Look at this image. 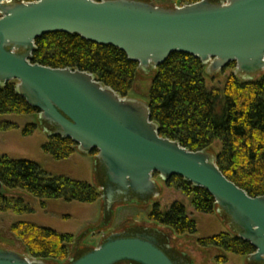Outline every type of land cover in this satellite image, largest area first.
<instances>
[{"label":"water","instance_id":"water-1","mask_svg":"<svg viewBox=\"0 0 264 264\" xmlns=\"http://www.w3.org/2000/svg\"><path fill=\"white\" fill-rule=\"evenodd\" d=\"M0 15V86L17 82V94L39 111L49 137L72 140L83 155L98 153L109 206L153 203L156 176L164 183L181 177L206 190L230 232L256 249L248 261L264 264V196L253 198L228 179L210 151L161 137L149 104L121 97L88 72L32 63L39 39L64 33L122 51L144 74L186 54L208 67L207 75L235 63V75L253 81L264 75V0L182 7L150 0H0ZM162 240L157 230L112 234L69 264H178L159 246ZM0 264L49 263L0 246Z\"/></svg>","mask_w":264,"mask_h":264},{"label":"trees","instance_id":"trees-1","mask_svg":"<svg viewBox=\"0 0 264 264\" xmlns=\"http://www.w3.org/2000/svg\"><path fill=\"white\" fill-rule=\"evenodd\" d=\"M37 2L39 0H22ZM185 6L203 0H174ZM32 63L54 69H72L95 75L121 97H128L139 71L125 53L114 48L87 42L79 36L56 33L43 36L36 42ZM236 64L226 69L236 70ZM225 69V70H226ZM206 66L190 55L173 54L159 67L150 91L151 117L160 127V136L177 141L190 151H210L215 142L222 144L217 157L224 175L249 196H264V75L244 81L235 73L228 77L223 88H208ZM17 82L0 86V115H37L16 92ZM16 129L0 123V132ZM37 125H29L25 136H32ZM78 145L70 139L49 137L44 153L56 162L68 160ZM94 154H98L94 152ZM101 181L104 174L101 171ZM0 181L6 193L0 195V213L22 215L31 212L21 198H8L7 191L20 190L41 200H63L93 204L101 199L100 191L89 183L69 178L52 177L37 163L0 156ZM168 187L176 188L185 196H192L196 212L212 215L216 210L213 197L204 189L195 188L181 177H172ZM150 219L178 235L196 234V223L187 216L181 203H174L168 211L154 205ZM12 233L23 243L29 255L38 260L65 261L68 246L74 237L30 223H19ZM203 248L215 247L239 256L249 257L256 252L250 244L235 235L222 233L200 242Z\"/></svg>","mask_w":264,"mask_h":264},{"label":"rangeland","instance_id":"rangeland-1","mask_svg":"<svg viewBox=\"0 0 264 264\" xmlns=\"http://www.w3.org/2000/svg\"><path fill=\"white\" fill-rule=\"evenodd\" d=\"M158 6H179L174 0H150ZM221 1V0H215ZM208 67H206L207 69ZM207 71V70H206ZM205 71V73H206ZM235 70L226 69L215 76L205 74L208 88H223L228 77ZM157 70L144 74L138 72L128 98L149 104L150 91ZM0 123H9L16 129L0 132V156H9L15 160H26L37 163L52 177H64L76 182H85L97 188L101 196L103 190L100 179L101 170L96 165L97 154L83 155L78 148L68 160L56 162L44 153L43 146L48 142L49 135L39 122V115H0ZM29 125H37L32 136H25L24 131ZM222 144L215 142L210 150L218 156L222 152ZM159 186V194L153 203L136 204L116 202L109 206L104 197L93 204L49 200L45 204L28 193L20 190L7 191L8 198H21L31 208V212L18 215L13 212L0 213V246L29 255L27 249L12 233L13 226L19 223H30L51 229L63 235L74 237V243L68 246L69 258L65 261L47 260L49 264H69L85 252L98 248L110 235L117 233H135L139 231H159L162 242H170L172 247L183 248L193 264H255L248 257L228 253L220 248L200 246V242L222 233L233 235L227 223L216 207L212 215L196 212L192 207V196H185L181 191L168 187L159 177L154 178ZM181 203L187 216L196 223V234L178 235L172 229L150 219L154 205L161 211H168L174 203Z\"/></svg>","mask_w":264,"mask_h":264},{"label":"flooded vegetation","instance_id":"flooded-vegetation-1","mask_svg":"<svg viewBox=\"0 0 264 264\" xmlns=\"http://www.w3.org/2000/svg\"><path fill=\"white\" fill-rule=\"evenodd\" d=\"M159 176H156L155 178H157ZM159 246L165 250V252H167V254L170 256V258L178 263V264H193V262H191L189 260V256L187 254V252L181 248V247H172L170 245V242H159L158 241ZM121 264H137L134 262H125V263H121Z\"/></svg>","mask_w":264,"mask_h":264}]
</instances>
